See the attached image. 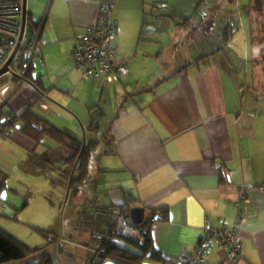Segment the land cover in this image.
Returning <instances> with one entry per match:
<instances>
[{
  "label": "crops",
  "instance_id": "obj_1",
  "mask_svg": "<svg viewBox=\"0 0 264 264\" xmlns=\"http://www.w3.org/2000/svg\"><path fill=\"white\" fill-rule=\"evenodd\" d=\"M164 4L165 9L157 7ZM102 5L112 7L117 59L129 68L113 84L85 78L72 57L76 37ZM163 10H172L168 1L28 0L27 25L32 29L29 12L37 21L32 34L41 40L40 54L32 61L40 57V70L34 64L33 76L48 91L42 94L21 78L8 106L18 113L38 107V113L61 127L91 131L92 120L101 128L97 117L105 116L101 105L106 94L108 99L121 97L108 113L106 128L113 152L108 174H116L108 188L110 199L169 208V220L152 229L168 263L196 253L210 220L216 228L239 224L242 250L239 259L231 260L229 247L216 240L206 264H264V101L244 102L227 82V74L238 81L244 62L232 65L233 73L217 57L179 70L178 55L190 56L187 36L177 44L172 15L145 18L146 12ZM172 34V43L163 46ZM250 50L255 58L252 41ZM260 68L264 72V61L255 58L253 73ZM238 86L240 94L244 88ZM14 137L27 147L32 144L20 133ZM221 164L230 168L228 183L220 180Z\"/></svg>",
  "mask_w": 264,
  "mask_h": 264
},
{
  "label": "trees",
  "instance_id": "obj_2",
  "mask_svg": "<svg viewBox=\"0 0 264 264\" xmlns=\"http://www.w3.org/2000/svg\"><path fill=\"white\" fill-rule=\"evenodd\" d=\"M208 1L210 2L213 0L199 1L195 11L185 18L183 26L188 22L191 30V32L189 31V33H186V38H188V40L192 38L200 42L201 45H206V33L212 31L216 19L218 18L220 20L219 17H223L227 24H223L218 31L219 42L215 48L211 49L209 52L202 51L196 56H193L194 54L190 52V49L187 51V54L190 56L188 58L185 57V65L183 64L179 70H185L192 64L207 61L209 59H216L217 57L225 61L227 68L230 69L231 72L235 71L232 65L236 64H233L227 55L225 56L224 54L234 34L238 30V27L234 25L236 22H233L234 10H227L228 13L226 12L223 16L219 14L223 12V5H234L236 0H214L210 5L208 3L207 11L202 13ZM161 2L167 3V0H161ZM102 7L109 8L111 5H102ZM157 7L162 10L167 6L164 4ZM263 11L264 0H251L248 6V14L251 24L250 35L252 38V46H254L255 37L260 34L264 26ZM145 14V18H147L148 14H151L154 18L160 15H172L165 10L158 14L149 12ZM201 14L202 16L198 17ZM28 19L32 23V29L34 27L36 29L37 21L31 17L29 12ZM143 27L145 28V21ZM27 28L29 30L28 39L33 40V31L29 24ZM141 40L143 39L141 38ZM179 43L181 42L177 44L180 45ZM262 49L263 47H260L261 53L264 56ZM27 63L26 57H23L17 63L13 64L12 69L15 73L12 79L18 82L21 79L20 74L24 73L23 80L31 82L42 94H46L48 91L47 88L39 81L34 80L33 72L35 68L33 62L26 67ZM240 86L244 88L241 92L244 102L245 99L247 101L251 100L250 104L264 101V92L260 91L254 84H249L246 87H244L243 84ZM8 101L0 106V123L3 125L7 117H12V121L5 129H1L0 135L15 138L13 137V133L14 131H18L21 135L30 139L35 144V147L31 149L24 146L28 148L29 153L38 163H43L44 159L51 162L50 157L44 156L43 154L39 155L36 152L37 146L43 143L44 138H50L59 143L68 155L65 161L66 169L64 170L66 173L65 178L67 179L65 183L66 195L70 201L72 199L75 200V197L78 196L79 201L77 204H73L71 201L76 210L73 209L68 214L69 222L72 224L69 235L71 238L73 233L81 235L85 232L88 236L87 239H82L83 242L81 243L86 245L84 248H86L89 256V260L88 262L86 261L87 263L85 264H147V261H152L156 264H169L161 249L157 247L152 234L153 226L156 223H163L169 220V208L167 206L144 207L146 209L145 220L141 224H135L131 220L130 212L132 208L138 206L136 200L126 198L124 202L116 204L109 196V192L112 189L102 191L99 190L98 186L94 188L91 186V178L94 177L93 170L95 169L94 159L102 145L101 140L89 138L84 142L83 138H80L76 133L56 125L47 117L35 111L33 107H28L20 113L15 112L11 108L8 110ZM247 103L248 102H246V104ZM19 123L22 124L21 128L17 127ZM97 127L98 125L92 120L90 124V128H92L91 131H100ZM7 131H9V133H7ZM112 153L113 152H110L109 149L104 152L105 155ZM63 155L66 156L65 153ZM218 168L221 182H230L228 177L230 168L226 164H221ZM8 179L9 174L0 168V198L7 187ZM122 189L125 192L126 189ZM3 201H5L4 197ZM1 212L2 211H0V215ZM13 218H17V213ZM38 229L41 230V228ZM78 229L81 231L76 232ZM41 232H43L44 236L47 237L49 241L47 243V249L44 248L39 250L38 248L28 246L0 225V264H58L55 253L57 249L60 254L65 253L62 243L71 246H80V244L77 243V239L71 238V241H68L69 239L61 240L56 231L41 230ZM52 234L54 235L52 236ZM85 234L81 235V237ZM39 251H41V253H39Z\"/></svg>",
  "mask_w": 264,
  "mask_h": 264
},
{
  "label": "rangeland",
  "instance_id": "obj_3",
  "mask_svg": "<svg viewBox=\"0 0 264 264\" xmlns=\"http://www.w3.org/2000/svg\"><path fill=\"white\" fill-rule=\"evenodd\" d=\"M167 1L168 6L170 9H172L168 10L167 13L172 14L173 23L177 24V42H179V40L183 41L186 33H189V31L191 32L188 22L185 24V26H183L185 18L190 16L195 11L199 1L201 0ZM213 1H208L205 4L202 13L207 11L208 3L210 5V3ZM250 3L251 0H236L234 5H223V12L219 14L220 16H223L227 10H234L233 22H236L234 25L238 27V30L234 34V37L224 54L225 56L227 55L233 64L239 65L243 64V62L245 63L244 68L238 72V81H235L231 75H226V80L230 84L231 89H235V91H237L238 95L240 96L242 93L239 94L238 85L243 84L244 87H246L249 84H252L253 79L255 80L254 85L260 91L264 92L263 68L258 70H256V68L255 73H253L255 58H257L258 62H261L262 64L264 61V56L261 54L260 50V47H263L262 51L264 52V26L260 34L255 37L254 49L256 51V57L254 58L253 52L251 50L248 53V41L252 40L250 35L251 24L248 14V6ZM201 16L202 14L198 17ZM219 18L220 20L218 18L216 19L212 31L210 33H206V45H201L200 42H197V40L192 38L188 40V45H191L190 52L194 54L193 56H196L202 51L209 52L211 49L216 47L217 43L219 42L218 31L223 24H227L225 23V19L223 17ZM173 39L174 35L172 34L169 40L162 41L163 46H169ZM39 61L41 62L40 57L36 56L34 58V64L37 66L36 69L38 68L40 70ZM185 61V58H181L178 55L177 66H182ZM174 67L175 66L172 68ZM47 79L49 80V78ZM0 80L11 81L13 89L9 94L8 100H10L12 95L15 94V90L19 88V81L17 82L12 80V75L9 73L2 75ZM107 97L108 94H106V97L103 99L101 105V110L104 112L105 116L97 117V123L101 125L100 131L92 132L88 129L84 130L80 126H78L80 131H75L74 128H67L69 130H74V132L80 138H83V140L97 138L102 141V145L95 155V169L93 170L95 173L94 177L91 178V186L93 188L98 186L99 190L102 191L108 190L109 187H112V175H116L115 173L108 174V155H105L104 152L105 150L107 151L111 148L108 142V130L106 129L109 123L108 113L111 112L110 109H116L119 100L121 101V97H112V99H108ZM37 105H39V103L35 104L34 108ZM244 106H247V104L245 103ZM10 108L12 107L7 105V109L10 110ZM35 109V111H39L38 107ZM54 123L60 125V127L64 126L57 122ZM17 127L21 128L22 124L19 123ZM3 128L4 126L2 127L0 123V131ZM14 135L19 137V132L14 131L13 137ZM26 147L23 145V142L19 141L18 139L0 135V168L9 174L7 187L2 195L5 198V201H3V204L0 208V211H2L0 215V225L28 246L32 248H38L39 250L44 248L47 249V243L49 241V239L44 236L41 230H49L52 232L56 231L59 234L61 240L69 239L68 241H71V238L77 239V243H79L80 246H71L66 243H62L65 250L64 254H60L56 248V261L58 264L87 263L89 256L87 254L88 252L86 248H84L86 245L81 243L83 242L82 239L85 240L88 238V236L85 234V232L81 234H85L82 237L78 233H73L71 238L69 235L72 224L69 222L68 214L75 208L73 207V204H77L79 201L77 196L75 197V200H71L73 203L72 204L66 195L67 191L65 188V183L67 182V179L65 178L66 173L64 170L66 169L65 161L68 155L65 152V149L54 140H51L50 138H44L43 143L37 146L36 152L39 155L43 154L44 156L50 157L51 162H48L46 159H44L43 163H38L35 161V159H33L28 151V148ZM33 147H35V144L32 142L29 148L32 149ZM64 153L66 156L63 155ZM16 213L17 218H13ZM38 228H41V230ZM80 231V229L76 230V232ZM53 235L54 234H52V236ZM39 253H41V251H39ZM146 263L156 264L152 261H147Z\"/></svg>",
  "mask_w": 264,
  "mask_h": 264
},
{
  "label": "built area",
  "instance_id": "obj_4",
  "mask_svg": "<svg viewBox=\"0 0 264 264\" xmlns=\"http://www.w3.org/2000/svg\"><path fill=\"white\" fill-rule=\"evenodd\" d=\"M24 14L25 7L22 0H0V70L18 45L19 49L15 54L14 64L26 57L28 62L26 67H28L32 63L33 57L40 54V37L35 35L33 40L28 39L29 30L24 27ZM116 33L117 25L112 16L111 7L101 6L96 12L93 22L76 37L72 49L75 67L82 71L85 78L90 80L103 79L106 83L112 84L119 82L129 73L126 61L116 59L118 52L113 42ZM11 75L13 76V74ZM20 75L23 79L24 73ZM12 89L11 81L0 80V106L8 101ZM11 121L12 117H7L2 127L4 126L5 129ZM2 204L3 196L0 198V207ZM242 220L243 217L240 221ZM238 229L239 224L216 228L208 220L196 253L193 256H184L173 264H206V254L216 240L221 245L229 247L231 260L239 259L242 242Z\"/></svg>",
  "mask_w": 264,
  "mask_h": 264
},
{
  "label": "water",
  "instance_id": "obj_5",
  "mask_svg": "<svg viewBox=\"0 0 264 264\" xmlns=\"http://www.w3.org/2000/svg\"><path fill=\"white\" fill-rule=\"evenodd\" d=\"M27 1L28 0H23L24 7H25V14L23 18L24 27H27ZM18 49H19V45L17 46V48L14 50V52L12 53L8 61L5 63V65L0 70V77L7 73H11V74L15 73L14 70L12 69V65L14 64V57ZM85 141L86 139L84 140V142ZM130 215H131V220L135 224H141L146 218V209L141 206L134 207L132 208Z\"/></svg>",
  "mask_w": 264,
  "mask_h": 264
}]
</instances>
